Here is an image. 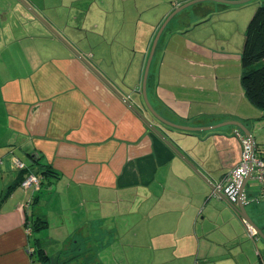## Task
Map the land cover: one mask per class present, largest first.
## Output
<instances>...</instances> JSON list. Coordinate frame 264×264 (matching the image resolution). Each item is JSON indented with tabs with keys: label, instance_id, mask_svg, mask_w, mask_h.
Returning a JSON list of instances; mask_svg holds the SVG:
<instances>
[{
	"label": "crops",
	"instance_id": "1",
	"mask_svg": "<svg viewBox=\"0 0 264 264\" xmlns=\"http://www.w3.org/2000/svg\"><path fill=\"white\" fill-rule=\"evenodd\" d=\"M24 1L49 27L32 11L26 16L21 0H0V264H33L30 251L35 243L46 252L53 236L65 235V227L69 228L65 239L80 233L82 244H91L89 237L112 244L122 224L129 232L134 230L130 217L118 216H133L137 211L138 222L145 221L142 233L159 238V246L176 247V239L183 241L191 234L199 243L195 219L205 197L200 191L205 183L214 182L205 160L212 150L224 171L221 176L227 173L240 159L235 137L239 129L222 125L206 132L183 131L164 124L144 105L141 80L152 39L174 5L163 10L164 5L156 4L152 9L148 0H135L140 18L130 20L132 30H123L119 10L110 15L104 11V0L86 14L74 11V0H44L64 8L56 13L39 0ZM125 8L120 13L124 16ZM219 12L190 26H183L186 17L179 15L161 33L149 65L147 98L159 115L177 123L239 120L250 130L253 142L261 145V134L249 112L264 120L262 112L249 105L238 84L244 39L241 48H234L226 27H196ZM26 21L30 22L27 35L20 27ZM36 39L42 40L43 53L38 51L40 44L37 50L29 47L30 40ZM201 117L216 122L197 124ZM182 135H191L189 144ZM201 138L210 148L206 159L190 145ZM14 157L25 170L14 165ZM29 173L43 175V185L24 186ZM156 194L163 201L159 207L150 203ZM136 200L139 204L134 208ZM233 211L238 231L245 233V222ZM36 217L60 231H33L30 226ZM248 235L254 239L257 234ZM90 244L84 243L87 249ZM178 248L183 251V245ZM59 250H53L51 260L62 253ZM100 258L95 255L90 264H104Z\"/></svg>",
	"mask_w": 264,
	"mask_h": 264
},
{
	"label": "rangeland",
	"instance_id": "2",
	"mask_svg": "<svg viewBox=\"0 0 264 264\" xmlns=\"http://www.w3.org/2000/svg\"><path fill=\"white\" fill-rule=\"evenodd\" d=\"M40 4H43L45 7H48L50 10H54L56 13L57 11H60L62 8L54 7L52 3H46L44 0H39ZM50 2V0H47ZM98 0H74L75 3V10L80 9L82 13L87 12H93L97 4ZM105 1V7L104 11H108L110 15H115L114 11H118V16L120 17V21H125L124 24H121V27H123V30H126L130 28L132 30L133 24L131 25L130 20L132 19V22L137 21V18H140V11H137L134 8V1L135 0H104ZM151 2L153 8L156 7V4L164 5L163 10L170 8L173 6V8L176 6V2L178 0H166L165 2H159L160 0H148ZM260 0H250L242 5H240L238 8H225L220 10L221 12L214 14L210 20H206L204 22H201L196 25V27H201L202 25L206 27L211 28H219V27H226V33L230 41V46L232 47H238L241 48L242 40L244 39L246 26L249 23L250 19L252 18L254 12L256 11L257 7L259 6ZM214 4H216L215 1H213ZM22 3V2H21ZM23 4V3H22ZM21 4V5H22ZM110 6L111 11H109L107 8ZM24 5V4H23ZM20 8L24 14L29 15L30 9L27 8L25 5ZM123 6H125V16L124 14H120L122 11ZM9 8V15L13 16V21H15L16 15L13 13L14 9L13 6H10V4H7V9ZM172 8V9H173ZM29 9V10H28ZM64 9V8H63ZM62 9V10H63ZM171 9V10H172ZM190 9V8H187ZM191 11V10H189ZM77 12V11H76ZM192 12V11H191ZM169 13V12H168ZM167 13V14H168ZM199 13V12H196ZM195 13V15H196ZM236 13V14H235ZM117 15V14H116ZM196 18V16L192 17ZM207 18V17H206ZM25 20V18H24ZM170 21V20H169ZM168 21V22H169ZM176 20H172L171 23L167 22V26L170 27L172 23H175ZM26 21L24 24H21L20 27L22 31L27 35L30 31L29 23ZM199 22V21H197ZM233 22V23H232ZM123 23V22H122ZM155 24V21L153 22ZM129 24V25H127ZM233 24V25H232ZM21 37V35H20ZM19 41V40H18ZM27 40H25L26 42ZM29 47H34L35 50L38 49V45L40 44V49L38 51H43V42L40 39H36L35 41H31ZM264 63V60H260L257 62V64ZM241 69V65H240ZM143 75V74H142ZM240 80H238V84L240 85ZM142 82V80H141ZM242 87V86H241ZM246 99L249 101V99L246 97ZM249 105L254 108L256 107L255 104H253L251 101L248 102ZM258 108V107H257ZM251 116L255 121L256 124V131L257 134L260 133V144L264 146V120H261L257 115L256 112H249ZM257 116V117H256ZM228 126V125H225ZM230 127L232 125H229ZM243 134V133H242ZM235 135V134H234ZM191 135H182L181 137L186 140V142L189 144ZM246 136V135H245ZM235 137L239 141L240 150H241V144L239 138L235 135ZM202 140L199 141V143L195 142L190 144L193 148V151L197 154L200 153L201 156L204 155L205 159L207 156V151L209 148L208 142L201 138ZM211 141V139L209 140ZM260 145V146H261ZM210 149V148H209ZM202 158V157H198ZM214 152L211 150V155L207 160H205V164L207 165V168L210 169L211 177L214 181L219 180L222 176L221 174L224 171H220V167L218 165V162H216V159ZM206 168V169H207ZM221 176V177H220ZM201 181L204 180L202 179ZM211 186L209 183H205V189H202L200 192L205 193V197H203V193H200V195L203 197V202L201 201L200 210L201 207L203 210H201V214L198 218H196V230L199 235V243H197L196 238H193L192 231H190L189 237L185 235V238L183 241L181 239L177 240L176 247L168 246L164 243V245L159 246V238L144 236L142 231L144 232L145 228V221L142 220V222H138V215L140 212L137 211L133 216L131 215H120L118 218L126 219L130 217L132 219V222L134 225H132V229H134L132 232H129L128 230H125L127 227L122 224L120 226V229L118 231V239L112 244L109 245H103V242L93 240L91 237L90 243L85 241L87 244L91 245V248H86L84 243L81 242V236L80 233L75 234V236H72L70 238L65 239L66 234L69 232V228H64V234L65 235H57L53 236L50 240L52 242L49 243L51 247H46V252L48 254H52L53 250L58 248L59 251H62V253H59L57 255L56 260H51V263H56L58 260L62 261L64 259H70V258H79L77 260V264L80 260H83L87 258V260H90V263H92V257H95V255L100 256V260L104 262V264H231V260H233L234 264H237L236 259L240 261V264H264V239L257 234L254 236L255 238H251V236L248 235V232L246 231V221L242 218V220L245 222L244 225V232H241L242 230H239V227L236 225V219L238 216H236L234 209L227 203V201L222 197L223 199H219V196L216 195H210ZM245 193H246V199L247 201L244 202L245 209L252 219V221L260 227L262 232L264 233V201L257 200L258 197V183L253 179L249 178L246 183L245 187ZM156 197L152 198V201L150 203H153L155 207H159L162 205V197L161 194H156ZM197 198L194 203L197 202ZM204 200H206V205L203 206ZM186 201V197H185ZM149 203V204H150ZM139 204V200H136L135 204L133 205L134 208H137ZM144 207V204H142ZM233 209V210H232ZM142 210V209H140ZM123 212V211H121ZM159 210L157 209L155 211V214H157ZM48 213L50 216H52L53 211L51 209H48ZM186 218V216H185ZM47 225L42 229V231L52 230L53 232L60 231V228L58 226H54V224H50V226ZM186 224L183 227V229H186ZM191 228H193V222L191 223ZM203 231L205 234H203ZM129 232V233H127ZM152 232V231H151ZM155 232V230H154ZM136 233V235H134ZM241 233L243 237L239 234ZM186 234V233H185ZM37 235V233H36ZM34 235L35 237H37ZM56 235V234H55ZM61 235V236H60ZM60 236V237H58ZM205 236V238H204ZM58 241H61V243L54 242V239ZM60 238V239H59ZM193 238V239H192ZM152 239V243L148 244V241ZM154 239H156V242H154ZM71 240H75V242H71ZM193 240V241H192ZM192 241V242H191ZM81 243V244H80ZM221 243V244H219ZM178 245H183V251L178 248ZM188 249H193L192 253L188 252ZM198 250V253H197ZM229 251L233 253L230 255ZM260 251V254L258 255V252ZM88 253V254H86ZM112 253H115L114 256ZM233 257H236L235 259ZM34 263L33 264H40V259L36 254H33ZM56 261V262H55ZM71 263V262H70ZM73 264H76L75 262H72Z\"/></svg>",
	"mask_w": 264,
	"mask_h": 264
},
{
	"label": "trees",
	"instance_id": "3",
	"mask_svg": "<svg viewBox=\"0 0 264 264\" xmlns=\"http://www.w3.org/2000/svg\"><path fill=\"white\" fill-rule=\"evenodd\" d=\"M183 2H180L179 4ZM215 2L216 4H214L213 0H204V1H198L191 5H188L182 8L180 11H178L173 16V18H170V21L168 23H170L172 20H176L179 15H180V18L182 15H184V17L186 18L184 20L185 25L183 26H190V25H193V23L196 22L197 20L206 18V16L212 14L213 12L219 11L221 9L233 7V6L242 5V4H227V3L217 2V1ZM179 4H176V6H178ZM187 8H190V9H187ZM189 10H191L192 12ZM196 12H199V13H196ZM193 16L194 17L196 16V18H192ZM166 28H168L167 25L164 27L162 32H164ZM160 37H162L161 34H160ZM260 60H264V0H260L259 6L257 7L252 18L250 19L249 23L246 26V31L244 35V43L242 45L241 52H240L241 72H240V77H239L240 84L242 86L245 96L249 99V101H251L253 104H255L256 107H258L261 110L262 112L261 116L264 118V63L259 62V64H257V62ZM149 78H150V73L148 71L146 80L149 81ZM146 85L148 86V84ZM192 120H195V119L193 118ZM192 120L191 122H193ZM211 120H212L211 118L205 119L204 117H201V121H198L199 123L197 122L196 123L197 124H208V122H216V121H211ZM239 130L242 132L241 129ZM200 131L206 132L203 130H200ZM254 148H255L256 153L264 158V146L262 145L260 146L254 143ZM25 169L26 167L21 168L22 171ZM47 169L45 168V171ZM45 171H43L42 173L44 174ZM22 176L24 177L25 175H22ZM36 176L39 179V187H41L43 185L41 176L43 175H40V176L36 175ZM258 191H259V186H258ZM46 226H47L46 220L36 217L33 219V222L30 228L33 231H36ZM32 250L33 251H30V252L31 253L34 252V254H36L38 258L41 260L40 262L42 264H53L50 261L51 260L50 254L46 253L44 251V248L39 243H35V246L33 247ZM71 260L73 261L75 260L77 262L79 258L64 259L62 261L58 260L57 262L55 261L56 263L54 264H69ZM88 263L90 264L89 259L87 260L86 258L83 260L82 258V260H80L78 264H88Z\"/></svg>",
	"mask_w": 264,
	"mask_h": 264
},
{
	"label": "water",
	"instance_id": "4",
	"mask_svg": "<svg viewBox=\"0 0 264 264\" xmlns=\"http://www.w3.org/2000/svg\"><path fill=\"white\" fill-rule=\"evenodd\" d=\"M198 1H204V0H187L181 4H179L178 6H176L174 9H172L167 15L166 17L161 21L159 27L157 28L155 35L152 39V43L150 46V50H149V54L145 63V67L143 70V75H142V82H141V94H142V98H143V102L144 105L146 106V108L161 122H163L164 124L176 128V129H180V130H185V131H209V130H213L216 129L222 125H233V126H237L239 129L242 130V132L244 133V135L247 136V138L249 139L251 145L253 144V137L252 134L250 133V130L239 120L236 119H226L223 121H219L213 124H208V125H187V124H183V123H177V122H173L170 120H167L166 118L162 117L161 115H159L155 109L152 107V105L150 104V102L148 101L147 98V93H146V78H147V74H148V70H149V65H150V61L154 52V49L156 47V44L158 42V39L160 37V34L162 32V30L164 29V27L166 26L167 22L170 20V18L175 15L178 11H180L182 8L191 5L195 2ZM213 1H217V2H222V3H227V4H244L250 0H213ZM21 2L30 9V11H32L33 14H35L38 18H40L47 26L48 23L45 22V20L43 18L40 17V15L24 0H21ZM49 27V26H48ZM52 31H54L52 28H50ZM55 32V31H54ZM59 36V35H57ZM62 38V37H60ZM63 40V38H62ZM82 58V57H81ZM83 59V58H82ZM84 62L88 63L86 60L83 59ZM90 68H92L90 65H88ZM93 69V68H92ZM99 75V74H98ZM100 76V75H99ZM101 77V76H100ZM146 120V119H145ZM146 122L150 125V127L152 129H154L157 133H159L161 135V137L164 140H167L166 137L164 135L161 134V132L159 130L156 129V127H154L153 125H151L149 123V121L146 120ZM168 141V140H167ZM250 171H251V166L249 165V168L246 172V174L244 175L239 187L237 188V192H236V200L235 201H230L229 200V192L223 190L222 191V197L227 201V203L239 214V216H241L249 225H251L257 234H259L263 239H264V233L262 232V230L260 229V227H258L250 218V216L248 215L246 209H245V204L242 201L241 198V193L243 191V189L245 190L246 187V183L247 180L250 178Z\"/></svg>",
	"mask_w": 264,
	"mask_h": 264
},
{
	"label": "built area",
	"instance_id": "5",
	"mask_svg": "<svg viewBox=\"0 0 264 264\" xmlns=\"http://www.w3.org/2000/svg\"><path fill=\"white\" fill-rule=\"evenodd\" d=\"M235 132L236 135L239 137L241 144L240 159L219 180L211 183L210 194L217 195L220 197L222 195V191L225 190L229 192V200L235 201L237 188L239 187L250 165V177L253 178L259 186L257 200L264 201V158L256 153L254 148V142L251 145L249 139L247 138V136L244 135V133L242 134L239 130H235ZM13 161L14 165L17 168H22L24 166L23 162L17 157H14ZM32 183H34L35 187H38L39 179L35 174L29 173L24 177L22 184L24 186H28ZM241 198L243 202L247 201L244 189L241 193ZM246 227L248 229L249 234H256L255 229L251 225L246 223Z\"/></svg>",
	"mask_w": 264,
	"mask_h": 264
}]
</instances>
